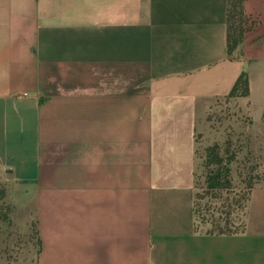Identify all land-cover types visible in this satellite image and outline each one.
I'll use <instances>...</instances> for the list:
<instances>
[{
	"label": "crops",
	"instance_id": "crops-1",
	"mask_svg": "<svg viewBox=\"0 0 264 264\" xmlns=\"http://www.w3.org/2000/svg\"><path fill=\"white\" fill-rule=\"evenodd\" d=\"M227 1L0 0V190L36 264H264V0L231 55ZM241 74L259 180L202 232L196 121Z\"/></svg>",
	"mask_w": 264,
	"mask_h": 264
},
{
	"label": "rangeland",
	"instance_id": "rangeland-1",
	"mask_svg": "<svg viewBox=\"0 0 264 264\" xmlns=\"http://www.w3.org/2000/svg\"><path fill=\"white\" fill-rule=\"evenodd\" d=\"M249 119L241 113L238 96H228L217 99L209 107L208 111L197 117L195 127V192L199 194L197 203L202 209L201 216L198 217L196 225L199 231L212 230L210 216L214 220H223L225 214L220 216L222 203L227 199L230 205L224 211L231 212L228 221L234 228H239L243 219L239 212V207L243 204L246 194L247 184L254 182L259 177L257 161L248 150L250 137ZM217 143L221 151L229 144L230 151H241L237 154L236 160L231 164L232 184L228 192H224L222 201L210 200L204 195V150L207 146ZM7 197L0 200V215H5L6 219H0V264H36L38 249L40 248L37 239L35 225L24 231L23 228L15 227L11 224L13 207L7 203ZM10 206L12 207L10 209ZM209 208L208 216L202 218L205 210Z\"/></svg>",
	"mask_w": 264,
	"mask_h": 264
},
{
	"label": "trees",
	"instance_id": "trees-1",
	"mask_svg": "<svg viewBox=\"0 0 264 264\" xmlns=\"http://www.w3.org/2000/svg\"><path fill=\"white\" fill-rule=\"evenodd\" d=\"M242 1L243 0H228L227 1V53L231 55L234 51L239 47L242 36H243V20H242ZM248 94V85L247 79L244 74H241L229 96H238L245 97ZM230 144V143H229ZM229 144L227 143L226 148L221 151V147L217 144H211L207 146L204 150V162L203 167L204 171V195L209 197L210 200H220L223 202L221 195L224 192H228L231 188L232 179V169L231 164L236 160L237 154L241 151L238 149L237 151H230ZM257 166L253 167L255 169ZM259 177L252 183H248L246 187V194L243 198V204L239 207V212L241 213L243 219L240 223L239 228H234L233 225L228 221V217L231 212L224 211L225 207L230 205L227 204V199H224L222 203V210L219 212L220 216L225 214V218L223 220H214L212 215L210 216V225L212 226V230L207 231L208 233H216V234H230L240 231V229L244 225V217H245V209L246 203L249 198V194L251 188L257 183ZM193 187L195 186V170L193 173ZM5 198V192L0 190V200ZM199 199V194L194 192V204H193V214L195 217V221H197L198 217L202 214V209H200V205L197 203ZM11 209V206H10ZM209 208L205 210L202 218L208 216ZM0 219L5 220V215H0Z\"/></svg>",
	"mask_w": 264,
	"mask_h": 264
}]
</instances>
